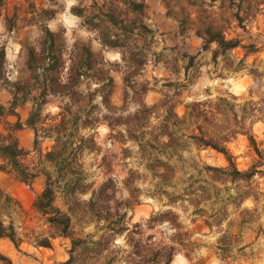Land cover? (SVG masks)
Returning a JSON list of instances; mask_svg holds the SVG:
<instances>
[{
  "label": "rangeland",
  "instance_id": "1",
  "mask_svg": "<svg viewBox=\"0 0 264 264\" xmlns=\"http://www.w3.org/2000/svg\"><path fill=\"white\" fill-rule=\"evenodd\" d=\"M93 1L102 5L110 0H83V6L91 7ZM145 2L144 24L152 32H146L145 39L137 30L134 39L140 40L146 64L126 85L123 77L127 69L120 52L104 47L97 33L84 27L82 20L72 13V8L80 3L78 0H7L0 18V48H6L9 79L18 78L24 63L22 43L34 44L39 39L38 15L43 9L48 10L54 16L47 22L48 27L64 33L69 49L82 42L104 57L115 80L112 96V103L118 109L115 118L126 123L140 109L132 86H146L148 91L142 101L148 107L160 104L168 96L179 116L184 115L187 104L234 96L237 100L232 101L241 109L248 108L247 127L264 154V0ZM6 17H12L16 23L10 31L6 28ZM208 29L240 41V46L220 54L214 61L217 46L206 47L201 37ZM191 57L194 61L189 63ZM7 87L0 82V103L6 107L12 99ZM96 88L97 84L92 83L84 84L81 89L87 93ZM95 103L102 105L101 98ZM58 105L59 101H54L46 106L42 113L44 127L54 123L52 117L60 112ZM101 109L103 111L104 107ZM32 110L33 101L18 107L23 123ZM164 115V109L159 108L145 126L138 128V136L146 134L144 138L139 136L142 144H146L143 149L138 141L130 138L126 125L111 130L101 122L93 129L75 130L76 140L67 141L72 145L68 153H79L77 161L81 168L78 170L88 190L69 197L66 189L59 185L54 204L71 217L74 237L85 239L92 235L94 241L99 240L108 222L119 220L118 213L126 214L125 223L132 228L136 223H146L152 215L172 211L179 218L183 246H178L171 264H264V173L258 172L249 179H233L208 168H225L228 163L222 154L201 148L186 137L191 131L189 125L174 130L182 141L179 154L175 143L171 147L156 142L147 144L169 141L159 136ZM6 120L15 123L17 119L9 117ZM2 131L0 123V133ZM119 133L127 137L118 138ZM18 137L21 146L30 153L23 162L35 168L40 160L34 145V131L25 126ZM81 137L95 138L94 150H91V143L80 141ZM79 145L84 148L70 151L71 147ZM54 146L53 139L46 138L41 131L38 148L43 155L53 151ZM227 147L242 171H247L259 159L247 136L237 135ZM45 166L50 167L49 164ZM258 171H264V167ZM127 179L132 181L130 187L125 185ZM109 181L113 183L107 195L96 197L95 210L88 208L94 193L98 195ZM44 188L43 176L29 184L0 170V193L13 198L9 211L2 217L15 223L23 241L21 250H17L9 240H0V251L14 264H67L70 260L71 239L61 236L47 221L49 216L34 208ZM143 228L141 244L151 246L152 251L169 245L170 237L177 232L167 222ZM42 238H50L51 247H39L37 241ZM113 242L121 250L113 263L108 260L103 263L128 264L126 259L132 248L125 236H117Z\"/></svg>",
  "mask_w": 264,
  "mask_h": 264
},
{
  "label": "trees",
  "instance_id": "2",
  "mask_svg": "<svg viewBox=\"0 0 264 264\" xmlns=\"http://www.w3.org/2000/svg\"><path fill=\"white\" fill-rule=\"evenodd\" d=\"M72 8V13L82 20V24L88 30L97 33L101 44L111 50L120 52L122 62L127 69L124 72L123 81L126 85L141 71L146 64V56L139 45L140 40L134 39L137 30L144 37L146 32L152 30L144 24L146 2L145 0H110L102 5L93 1L91 7H84L83 0ZM7 0H0V18ZM53 13L42 10L38 15V25L41 30L39 39L34 43H22L23 69L15 81H11L7 75L6 48H0V82L7 85L8 92L12 96L8 107L0 103V123L3 131L0 133V159L3 164L0 170L16 175L20 181L31 184L39 176L45 178V188L34 203V208L45 216L47 221L57 229L61 236L71 239L72 250L67 264H105V260L113 263L117 258L118 251L113 240L117 236H125L126 243L132 248L126 262L128 264H171L178 246H183L182 234L179 232L181 225L178 216L172 211L159 215H152L144 224L136 223L132 228L128 227L124 218L126 214L119 215V220L109 221L104 227L106 232L94 241L90 235L84 238H75L72 234L71 217L55 207L56 187L66 189L69 197L76 194L86 193L88 187L83 185L78 168H81L77 159L79 153H68L70 142L76 140L75 130L93 129L101 122L114 130L119 125L128 126L130 138L139 142L140 149L146 144L138 136V128L145 126L151 115L159 108L164 109L165 115L160 124L159 136L169 139L167 143L149 141L147 144L156 142L158 145H178L177 154L182 150L180 137L174 130L182 129L183 125H189L191 131L186 137L193 143L204 149H211L222 154L228 166L225 168L208 167L216 172H223L233 179H249L255 176L264 167V154L258 148L252 132L247 127L248 108L241 107L233 102L236 97H219L215 101L193 102L185 106V113L179 116L175 111V104L168 96L160 104L148 107L143 103L142 97L147 93L146 86H132L134 99L140 103L138 112L129 117L126 123L123 119L115 118L117 108L112 103L115 89V80L107 68L104 57L96 54L86 43L77 42L69 49L63 32L52 31L47 22L53 18ZM6 28L10 31L15 24L12 17H6ZM206 41V47L215 44L217 48L213 53L216 61L220 54L233 51L240 46V41L227 39L221 31H208L201 35ZM146 39V37H144ZM254 48V47H253ZM194 58H190L192 63ZM188 69V66L185 70ZM96 83L97 88L87 93L81 88L84 84ZM126 98L128 93H125ZM101 98L102 105H97L95 100ZM33 101V110L28 120L23 123L17 109L23 103ZM59 101L60 112L53 116L54 123L44 127L42 113L50 102ZM104 107L102 111L101 107ZM15 117V123L6 119ZM27 127L34 131L36 139L35 149L39 153L40 163L31 168L23 162V158L29 156V151L21 146L18 133ZM42 131L46 138L53 139L55 146L53 151L43 155L38 148L39 133ZM248 137L253 146L258 161L247 171L238 168L234 156L229 151L227 144L237 135ZM117 136L123 137L119 133ZM145 135L141 137L144 138ZM127 137V136H124ZM155 139L157 137H154ZM159 138V137H158ZM80 141L91 143V150L97 146L95 138L81 137ZM176 147V146H175ZM84 146L71 147L70 151H77ZM50 165L47 167L45 165ZM49 168H52L51 172ZM132 181L127 179L125 185L131 186ZM112 181L104 184L98 195L94 193L87 204L88 208L96 207V197L107 195ZM13 198L0 193V240H9L17 250H21L22 238L19 236L15 223L3 219L4 212L9 211ZM18 207L20 208V204ZM167 222L178 232L170 237V244L159 247L152 251L151 246L143 245L141 237L143 227H152L156 223ZM149 240L151 237H148ZM39 247H51L50 238H42L37 241ZM114 247V248H113ZM80 252V254L78 253ZM82 253V254H81ZM94 253L93 256H90ZM78 255V256H77ZM78 257V258H77ZM84 257V258H83ZM83 258V259H82ZM127 258V257H126ZM78 260V261H77ZM0 264H14L13 260L0 251Z\"/></svg>",
  "mask_w": 264,
  "mask_h": 264
}]
</instances>
